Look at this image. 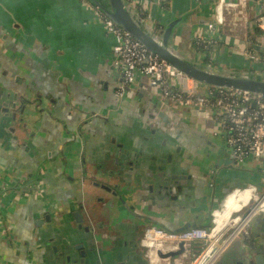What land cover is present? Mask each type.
I'll return each instance as SVG.
<instances>
[{
  "label": "crops",
  "instance_id": "obj_1",
  "mask_svg": "<svg viewBox=\"0 0 264 264\" xmlns=\"http://www.w3.org/2000/svg\"><path fill=\"white\" fill-rule=\"evenodd\" d=\"M127 2L175 53L251 72L233 51L246 41L241 30L214 35L210 57L194 48L215 20L214 0ZM256 9L247 8L253 45ZM113 45L88 0H0V264H184L182 251L150 253L146 229H208L229 192L259 183L254 161L233 167L212 110L167 106L145 78L118 100ZM236 194L216 213L215 233ZM259 255L264 216L214 264H258Z\"/></svg>",
  "mask_w": 264,
  "mask_h": 264
},
{
  "label": "built area",
  "instance_id": "obj_2",
  "mask_svg": "<svg viewBox=\"0 0 264 264\" xmlns=\"http://www.w3.org/2000/svg\"><path fill=\"white\" fill-rule=\"evenodd\" d=\"M214 2L215 20L199 33L196 43L204 45L205 49L209 48L210 57L211 51L216 53L219 50V42L214 35L222 31L239 34L237 32L241 30L242 34L239 35L244 36L246 41L233 48V51L237 50L248 65L252 66L250 74H264V67H260L264 62V0H214ZM250 4L257 7L258 17L255 26L261 31V42L257 45H253L247 37L249 30L247 8ZM96 9L114 37L112 63L120 74L116 90L118 100L123 101L138 80L145 78L150 86L159 89L161 102L167 106L213 111L216 124L220 133L224 135L225 144L230 151L234 168L239 169L248 165L249 161L259 165L261 170L259 183H249L246 187L229 192L220 209L212 214L214 226L212 230L192 228L174 233L153 226L145 231L143 244L152 250L150 253L161 252L166 255L182 251L183 256L180 257L186 258L189 257L194 244H204L207 246L206 252L197 259L200 264L202 257L217 246V257L211 263L214 264L233 242L241 236L248 235V227L254 218L264 216V95L205 86L196 82L148 51L140 42L106 18L98 8ZM246 191L251 192L250 199L232 214L233 220L243 217L244 226L239 230L230 224L233 231L224 239L228 225L216 234L214 232L216 213L222 210V204L229 195Z\"/></svg>",
  "mask_w": 264,
  "mask_h": 264
},
{
  "label": "water",
  "instance_id": "obj_3",
  "mask_svg": "<svg viewBox=\"0 0 264 264\" xmlns=\"http://www.w3.org/2000/svg\"><path fill=\"white\" fill-rule=\"evenodd\" d=\"M88 1L98 8L106 18L140 42L148 51L196 82L205 86L264 95V74L228 75L175 53L170 48V37L166 35L163 39L157 38L150 28L131 11L127 0ZM176 184L178 183L176 182ZM247 248L250 249V247ZM171 256H175V253H172ZM263 258L261 255L257 257L258 264H262Z\"/></svg>",
  "mask_w": 264,
  "mask_h": 264
},
{
  "label": "bare ground",
  "instance_id": "obj_4",
  "mask_svg": "<svg viewBox=\"0 0 264 264\" xmlns=\"http://www.w3.org/2000/svg\"><path fill=\"white\" fill-rule=\"evenodd\" d=\"M251 196V192L249 191H246L244 193H237L234 200L231 201L230 203L232 202H235V207H234V211H238V208L241 207L245 202L246 200H248ZM245 201V202H244ZM229 203V204H230ZM232 213V214H233ZM229 225L231 224L232 226H234L235 228L237 229H241L243 226H244V223H245V220L243 219V217L237 219V220H233V217L231 215V217L229 218V221H228ZM217 225V223H216ZM216 225H215V228H216ZM226 227V226H225ZM224 227V228H225ZM224 228H221L220 230H218L216 233H219L221 230H223ZM231 228V226H230ZM215 232V230H214ZM226 232V231H225ZM217 253H218V250H217V246L215 248H212L210 251H208V253H206L202 259H201V262L200 264H211L212 261L217 257ZM160 258V257H159ZM161 259V258H160ZM167 259V258H166ZM170 262V261H169ZM174 263V262H173Z\"/></svg>",
  "mask_w": 264,
  "mask_h": 264
},
{
  "label": "rangeland",
  "instance_id": "obj_5",
  "mask_svg": "<svg viewBox=\"0 0 264 264\" xmlns=\"http://www.w3.org/2000/svg\"><path fill=\"white\" fill-rule=\"evenodd\" d=\"M200 61V60H199ZM230 69H234V67H229ZM250 199V198H249ZM247 201V200H246ZM229 226V225H228ZM226 228V232L224 234V239L225 237H227L230 233H232L233 231V227L230 226ZM214 228V226L211 225L210 229L212 230ZM217 234V233H216ZM206 245L204 244H194L192 246V248L190 249V254H189V257H186V258H182V259H185L183 260L184 264H198V261L197 259H199L205 252H206ZM216 246H214L215 248ZM181 258V257H179ZM170 261V262H169ZM167 262H163L162 264H174L173 260H169Z\"/></svg>",
  "mask_w": 264,
  "mask_h": 264
},
{
  "label": "trees",
  "instance_id": "obj_6",
  "mask_svg": "<svg viewBox=\"0 0 264 264\" xmlns=\"http://www.w3.org/2000/svg\"><path fill=\"white\" fill-rule=\"evenodd\" d=\"M259 35H261V31H259V34H258V36ZM194 48L197 50V51H204V52H206V54H208L209 53V51H210V49L208 48V49H205V46L204 45H200V44H197L196 42L194 43ZM208 56V55H207ZM222 72V71H221ZM223 73V72H222ZM247 73L249 74L250 73V70H248L247 71ZM209 226V225H208ZM211 227V226H210ZM209 227V228H210ZM208 228V229H209Z\"/></svg>",
  "mask_w": 264,
  "mask_h": 264
}]
</instances>
